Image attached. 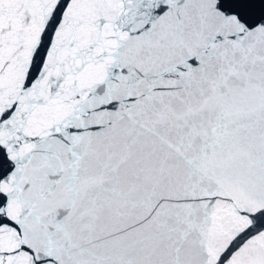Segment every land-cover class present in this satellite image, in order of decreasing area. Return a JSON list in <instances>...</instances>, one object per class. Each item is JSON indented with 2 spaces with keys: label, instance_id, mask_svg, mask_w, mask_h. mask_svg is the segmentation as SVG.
<instances>
[{
  "label": "snow or ice",
  "instance_id": "1",
  "mask_svg": "<svg viewBox=\"0 0 264 264\" xmlns=\"http://www.w3.org/2000/svg\"><path fill=\"white\" fill-rule=\"evenodd\" d=\"M0 264H264V0H0Z\"/></svg>",
  "mask_w": 264,
  "mask_h": 264
}]
</instances>
